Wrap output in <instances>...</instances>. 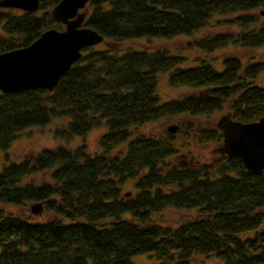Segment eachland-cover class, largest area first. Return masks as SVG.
<instances>
[{"label": "trees", "instance_id": "1", "mask_svg": "<svg viewBox=\"0 0 264 264\" xmlns=\"http://www.w3.org/2000/svg\"><path fill=\"white\" fill-rule=\"evenodd\" d=\"M59 2L40 0L30 13L0 8V53L26 47L49 29L62 32L51 16ZM258 9L264 0H88L82 27L104 40L188 41L173 54L90 47L52 92H0L4 152L20 132L52 120L68 119L52 132L65 142L107 128L98 138L100 152L89 153L84 143L44 148L3 167L0 204L41 203L53 217L32 224L0 209V264H133L130 258L144 254L156 264H194L198 257L264 264V170L254 175L239 158L179 166L171 161L178 152L174 135L131 137L134 127L189 115L205 119L195 136L199 145L221 144V132L207 121L212 114L223 109L241 123L264 117V88L257 86L263 62L227 55L221 70L211 65L212 54L229 46L264 47V28L253 27ZM216 24L240 31L201 35ZM191 52L204 56L184 67ZM158 73L193 92L161 103ZM38 176L43 180H29ZM129 182L133 195L122 193ZM168 208L196 210L197 218L176 228L155 223L153 216Z\"/></svg>", "mask_w": 264, "mask_h": 264}, {"label": "rangeland", "instance_id": "2", "mask_svg": "<svg viewBox=\"0 0 264 264\" xmlns=\"http://www.w3.org/2000/svg\"><path fill=\"white\" fill-rule=\"evenodd\" d=\"M254 18L256 22L254 23V28H264V9H258L254 11ZM223 19H228L229 17H222ZM240 31L239 27L230 25V24H216L215 27L206 28L201 32L202 36H210L219 33H229L237 34ZM188 41L187 37L178 36L172 40H162V39H134V40H125L122 42H114L110 39H105L103 42L93 46L95 50H104L108 49L111 52L117 54H122L127 50H149L153 51L157 48L168 49V51L173 54L177 49L184 46ZM227 55H233L240 58L242 61H252V62H263L264 63V47L247 50L237 46H229L225 50H220L212 54L211 57L216 58L217 60L211 62L212 67L216 70H221L222 62L221 58ZM195 56H204L200 55L197 52L187 53L186 57L188 60L183 63V66H192L195 63L191 61ZM252 57V58H250ZM257 86L264 88V72H262L257 81ZM193 92L188 87H173L168 83V73H158L157 74V86L156 94L161 103L167 102L170 99H177L183 95L190 94ZM227 114L225 110L216 112L207 119L209 123L216 124L218 118ZM204 118L192 117L189 115H181L171 120H159L152 123H147L143 126L134 127L132 129V138L137 136H150L156 139H166L170 133L168 127L172 125L178 126L177 131L172 134L175 136V147L178 150L174 158H171L172 163H176L179 166H194L196 164L201 165L204 163L209 164H219L224 159L217 152V148L220 144L208 143L205 145H199L195 140L196 133L205 124ZM67 118H61L57 120H52L46 127H29L24 131L18 134V137L15 138L10 149L6 152L0 150V171L3 167L8 166L10 163H19L22 159L36 151H40L44 148L53 149L55 147H65V148H75L80 144L84 143L87 147L89 153L100 152L98 145V138L106 133L107 128L101 127L94 129L88 135L84 137H76L69 142L55 140L52 137V132L59 125H65L67 123ZM127 143V142H126ZM126 143L122 144L119 151L124 150ZM117 147L112 154L118 151ZM32 180L35 183H38L43 180L42 176L34 177ZM133 182H129L122 188V193L130 192L134 194L136 192ZM36 203H27L22 206H12L6 204H0V209L5 213L12 214L16 217L21 218L26 222L32 224L45 223L50 220L53 215L44 211L37 215L32 213V206ZM196 210H177L168 208L156 215L153 216V221L159 225L166 226L169 228H176L185 222H190L197 218ZM152 254H144L133 256L131 262L133 264H156V260L152 258ZM223 264L215 258H199L194 261V264Z\"/></svg>", "mask_w": 264, "mask_h": 264}, {"label": "water", "instance_id": "3", "mask_svg": "<svg viewBox=\"0 0 264 264\" xmlns=\"http://www.w3.org/2000/svg\"><path fill=\"white\" fill-rule=\"evenodd\" d=\"M40 0H0L1 9L37 12ZM88 0H60L51 10L53 20L64 26L61 31L49 29L30 45L0 53V92L12 94L43 89L52 92L59 78L82 57L84 49L93 47L104 38L89 27H82ZM216 129L223 136L217 152L225 158H239L246 170L259 175L264 170V117L241 123L229 114L218 118ZM178 126L168 127L174 134ZM129 194H126L128 196ZM36 203L32 213H41Z\"/></svg>", "mask_w": 264, "mask_h": 264}]
</instances>
